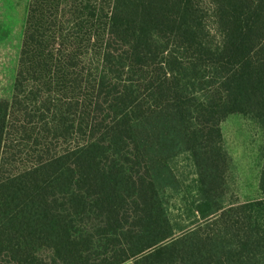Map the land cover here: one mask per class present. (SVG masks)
<instances>
[{
  "label": "trees",
  "instance_id": "16d2710c",
  "mask_svg": "<svg viewBox=\"0 0 264 264\" xmlns=\"http://www.w3.org/2000/svg\"><path fill=\"white\" fill-rule=\"evenodd\" d=\"M262 134L231 191L221 123ZM264 264V0H30L0 98V264Z\"/></svg>",
  "mask_w": 264,
  "mask_h": 264
},
{
  "label": "rangeland",
  "instance_id": "374dc122",
  "mask_svg": "<svg viewBox=\"0 0 264 264\" xmlns=\"http://www.w3.org/2000/svg\"><path fill=\"white\" fill-rule=\"evenodd\" d=\"M29 2L0 0V98L11 95ZM221 131L232 157L231 191L239 200L259 197L262 134L258 124L246 116L234 114L221 123Z\"/></svg>",
  "mask_w": 264,
  "mask_h": 264
}]
</instances>
